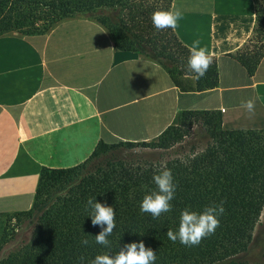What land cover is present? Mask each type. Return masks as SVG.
Listing matches in <instances>:
<instances>
[{"label":"trees","instance_id":"trees-1","mask_svg":"<svg viewBox=\"0 0 264 264\" xmlns=\"http://www.w3.org/2000/svg\"><path fill=\"white\" fill-rule=\"evenodd\" d=\"M170 2L0 0V36L11 32L42 35L58 22L85 13L106 31L114 51L137 53L155 62L179 89L200 92L216 87L214 58L206 75L197 79L188 66L190 49L178 40L173 29L158 31L153 27L152 13L169 10ZM252 3L251 33L230 54L249 76L264 55V0ZM180 76L193 77L194 86L182 88L177 81ZM195 121L204 137L198 150L190 147L186 153L161 161H116L81 174L89 158L120 145L170 149L182 142ZM155 142H99L75 167L40 168L30 208L0 213V217H14L18 222L14 232L0 230V264H91L97 255H114L125 244L141 241L156 252L155 264H251L244 257L249 245L256 242L261 243L259 257L264 264V230L254 239L252 236L264 206V129L224 130L218 111L183 110ZM165 166L172 170L177 185L173 210L153 219L140 211V202L145 194L156 190L152 177ZM89 198L115 208L116 227L108 237L110 248L95 242L102 229L92 225ZM221 201L225 211L220 226L199 245L185 246L166 236L167 230H177L185 207L202 211ZM85 239L87 245L82 244Z\"/></svg>","mask_w":264,"mask_h":264},{"label":"crops","instance_id":"crops-1","mask_svg":"<svg viewBox=\"0 0 264 264\" xmlns=\"http://www.w3.org/2000/svg\"><path fill=\"white\" fill-rule=\"evenodd\" d=\"M173 6L183 11L174 34L188 49L199 39L212 54L216 87L179 89L155 62L114 51L106 31L82 17L42 35L0 36V213L30 208L40 168L75 167L99 142L151 141L178 111H218L224 130L264 129V55L250 76L230 56L251 33L252 0ZM177 81L194 86L191 76ZM248 99L254 115L242 107Z\"/></svg>","mask_w":264,"mask_h":264},{"label":"clouds","instance_id":"clouds-1","mask_svg":"<svg viewBox=\"0 0 264 264\" xmlns=\"http://www.w3.org/2000/svg\"><path fill=\"white\" fill-rule=\"evenodd\" d=\"M182 18L183 11L173 6L170 10L154 11L151 21L156 30L162 31L176 29ZM212 63V54L201 46L199 39L193 40L190 45L188 66L196 74V78L204 77ZM242 107L247 110L249 115L255 114V101L253 99L244 101ZM152 180L156 190L143 196L140 202V211L150 214L153 219H157L162 214L173 210L172 201L175 199L177 185L174 182L172 170L166 166L154 175ZM87 203L92 209L90 216L92 225L100 226L102 229L94 237L95 242L105 248H110L111 242L108 237L116 227L115 208L106 203L95 202V198H89ZM223 203L221 201L219 204L213 203L205 206L202 211H194L190 206L185 207L180 212L177 230L175 232L171 229L167 230L166 236L173 242L178 240L185 246L199 245L203 239L213 235L220 226V217L225 211ZM82 244L87 245L88 240H83ZM155 261L156 252L150 247H146L141 241L125 244L114 255L110 252L97 255L91 264H155Z\"/></svg>","mask_w":264,"mask_h":264},{"label":"rangeland","instance_id":"rangeland-1","mask_svg":"<svg viewBox=\"0 0 264 264\" xmlns=\"http://www.w3.org/2000/svg\"><path fill=\"white\" fill-rule=\"evenodd\" d=\"M74 17H82V18L90 19L88 18L87 15H85V13L76 15ZM94 17H96V14ZM90 20L93 21V19ZM11 33L20 36H25L18 32H11ZM172 124H174V121ZM203 141H204V137H203L202 127L198 122L195 121L191 123L188 129V133L184 137L182 142L174 145L170 149L159 150L158 148L156 149L150 147H143L140 146L139 144H136L134 146L120 145L116 148L108 150L103 154H98L97 156L89 158V160L85 164V167L82 168L81 174L84 175L85 173L94 171L98 167H103L106 164H110L116 161H125L126 163H139L142 161H156V160L161 161L166 158H169L170 156L173 157L175 154L180 152L186 153L187 149L190 147H196L195 150H198L203 145ZM148 142L156 143L155 139ZM17 224L18 222L14 217H11L9 219L0 217V230L8 234L11 233L12 231L13 232L15 231ZM263 230H264V210L262 211L260 220H258V223L254 227L252 233L253 239L255 238L256 235H258L260 231ZM29 232H30L29 230L26 231L25 233L26 238L29 237ZM260 247H261V243L252 242L249 245V248L245 254L244 259L251 264H261L262 259L259 257Z\"/></svg>","mask_w":264,"mask_h":264}]
</instances>
